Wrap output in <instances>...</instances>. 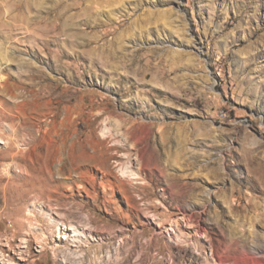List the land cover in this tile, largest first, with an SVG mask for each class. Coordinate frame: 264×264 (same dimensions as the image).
<instances>
[{"label":"rangeland","instance_id":"1","mask_svg":"<svg viewBox=\"0 0 264 264\" xmlns=\"http://www.w3.org/2000/svg\"><path fill=\"white\" fill-rule=\"evenodd\" d=\"M262 160L264 0H0V264H243Z\"/></svg>","mask_w":264,"mask_h":264},{"label":"bare ground","instance_id":"2","mask_svg":"<svg viewBox=\"0 0 264 264\" xmlns=\"http://www.w3.org/2000/svg\"><path fill=\"white\" fill-rule=\"evenodd\" d=\"M260 165L264 167V160H262V163H260ZM65 234L62 235L61 238L66 239L67 236ZM242 261L243 264H264V247H259L257 250H253V251H248V252L244 251L242 254ZM225 262L226 261L222 259L220 261V264H226Z\"/></svg>","mask_w":264,"mask_h":264}]
</instances>
